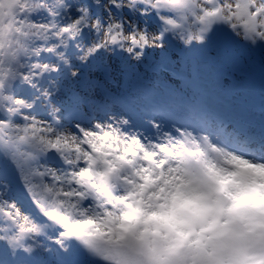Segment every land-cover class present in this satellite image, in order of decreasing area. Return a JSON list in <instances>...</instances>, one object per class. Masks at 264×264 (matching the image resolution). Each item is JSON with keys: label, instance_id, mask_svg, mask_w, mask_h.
<instances>
[{"label": "snow or ice", "instance_id": "obj_1", "mask_svg": "<svg viewBox=\"0 0 264 264\" xmlns=\"http://www.w3.org/2000/svg\"><path fill=\"white\" fill-rule=\"evenodd\" d=\"M0 264H264V0H0Z\"/></svg>", "mask_w": 264, "mask_h": 264}]
</instances>
